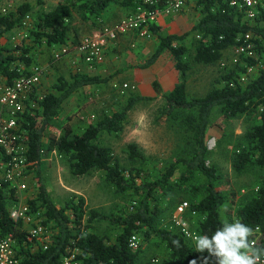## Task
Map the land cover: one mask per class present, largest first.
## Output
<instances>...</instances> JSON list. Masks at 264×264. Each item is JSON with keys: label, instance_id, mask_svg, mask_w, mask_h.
<instances>
[{"label": "trees", "instance_id": "trees-1", "mask_svg": "<svg viewBox=\"0 0 264 264\" xmlns=\"http://www.w3.org/2000/svg\"><path fill=\"white\" fill-rule=\"evenodd\" d=\"M145 2L64 0L55 10L43 13L27 25L25 19L33 12L31 4H23L14 12L0 15V77L3 86H11L29 74L31 71L28 69L34 66L37 58L45 56L46 50L53 53L51 60L58 62L54 58L56 51L77 46L80 41L74 42L70 38L68 24L75 12L80 14L84 23L99 28L102 18L115 4L127 10L128 16L135 14L139 8L156 11L166 5V0L153 6ZM195 10L200 19L193 30L181 36L159 37L156 53L141 67L149 69L164 53H171L180 80L165 96L166 105L160 111V116L175 118L188 114L186 124L195 145L190 159L176 160L159 171L154 180L147 177L142 183H137L142 177L140 172L131 173L127 178L115 163L111 149L98 144L104 134H121L129 113L145 98H131L123 110L88 125L80 134L67 126L64 135L59 138L50 134V128L59 119L65 103L85 88L109 84L113 77L78 74L72 82L59 79L54 86L56 93L42 100L37 99L36 91L29 96L24 112L17 116V130L8 131V137L14 146H25V175L32 176L37 185L35 198L29 200L28 205L33 212L43 215V225L48 233L43 241L30 240L29 228L11 218V210L21 203L19 191L15 184L3 183L0 186V239L13 237L15 255L21 264H62L63 258L74 251L77 252L79 264H140L146 254L144 245L154 240L168 252V257L161 264H206L205 257H208L207 264H216L214 256H210L207 250L198 251L195 243L187 239L172 222L171 228L160 226L167 219L169 210L183 203L177 200L176 195L184 191L196 198L189 204L186 219L197 235L211 236L225 222L239 220L252 229L248 237L249 248L255 241L253 249L264 250V182L234 216L227 217L223 213L227 200L218 188L221 178L217 170L208 164L210 152L207 137L213 121L218 117L234 119L259 116V125L247 136V147L235 154L233 168L237 174H243L250 167L264 172V3L257 8L253 20H248L245 10L231 7L230 0H196ZM21 29L26 32L22 42L13 36L11 43L2 44L8 34L20 33ZM149 31L157 35L160 28L154 25ZM249 34L253 55L242 56L239 67L235 71H228L220 85L205 97L190 99L187 92L190 71L187 57L191 56V50L187 40L196 38L194 61L211 66L223 59L225 51L248 45L246 36ZM21 64L27 68L21 69ZM46 139L50 141V148L68 158L75 177L102 172L119 194L130 197L127 211L112 217L91 211L86 225L83 199L79 202L72 200L65 207L58 208L41 169ZM128 153L134 162L148 161L135 144L129 146ZM10 160L9 152L0 146V163L3 165ZM197 177L204 178L206 182L191 185ZM104 221L120 229L115 243L89 232L92 224ZM135 237L140 239L138 249L131 247ZM260 258H264V255Z\"/></svg>", "mask_w": 264, "mask_h": 264}, {"label": "rangeland", "instance_id": "rangeland-1", "mask_svg": "<svg viewBox=\"0 0 264 264\" xmlns=\"http://www.w3.org/2000/svg\"><path fill=\"white\" fill-rule=\"evenodd\" d=\"M27 3L33 7V12L30 15L32 23L43 13L55 10L58 5L64 3V0H0V11L7 15ZM195 5L196 0H192L185 7H191L190 12L194 27L200 19V15L195 10ZM184 9L182 11H185ZM117 10L123 12V19L128 16L127 10L119 5L115 4L110 9L114 14L118 12ZM68 24L70 38L74 42L93 37L94 32H100L103 28L108 27L107 24H99V28H93L90 24L82 21L78 12L74 13ZM25 33L21 29L20 33L15 35V39L22 42ZM129 33H133L136 39H150L144 38L136 32H128L119 35L116 42ZM133 35L130 38L134 39ZM151 38L152 41L159 44V37L156 38L152 32ZM195 40V37L192 41L187 40L188 48L191 50V56L187 57L190 65L187 92L190 99L205 97L220 85L223 76L228 71H235L239 67V64H236L239 58L235 54V49L225 51L223 59L215 65L206 66L196 63L193 58ZM133 42L137 43L138 41L134 39ZM112 44L106 49L104 60L107 52L112 48V54L127 59L125 56L130 54L128 49L123 47L124 51L121 52ZM51 53L46 50L45 56L39 54L40 57L36 59L34 66H31L30 70L28 69V71L39 69L41 74L40 84L35 88L38 100L56 93L54 86L59 79L72 82L74 76L88 74V72L90 75L109 78L116 75L120 70L127 69L126 72H130L129 70L133 69L130 67L133 61H130V64L124 68L113 62L111 67L104 66V72L102 74L99 72V75L89 71L84 62L86 66L82 62L81 65L73 62L74 57H71L72 55L55 62L51 60L50 56L53 54ZM149 57H146V61ZM146 61H142L140 67ZM171 62L175 65L173 59ZM168 65L169 63H166L165 66H156L149 71L134 70L135 75L138 74L140 77L139 82L135 81L136 76L124 77L123 73L114 77L107 85L83 89L65 103L59 119L50 128V134L60 138L64 135L67 126L71 127L75 133L80 134L88 125L123 110L131 98H145L146 100L139 102L129 113L121 134H104L98 144L111 149L115 163L127 178L130 177L131 173L140 172L142 177L137 180V183H142L147 177L154 180L159 171L178 159H190L194 153L195 145L192 141V133L186 124L188 114H180L175 118H162L160 116V111L166 105L165 96L179 83V72L177 70L169 71ZM21 66L26 65L21 64ZM0 86H3L2 77H0ZM9 119V114L7 116L4 108L0 106V128L9 122ZM259 123V116H239L234 119L218 117L213 121L208 131V149L210 152L208 164L217 170L221 178L218 188L227 200L223 208V213L227 217L229 215L234 216L251 194L264 182V172L259 168L250 167L243 174H237L233 168L235 154L242 152L247 147V136ZM131 144L139 147L148 159L147 163L134 162L129 158L128 148ZM41 169L48 191L58 208L65 207L72 200L79 202L83 199L85 201L86 225L91 211H96L105 217H112L113 215H122L130 206V197L119 194L115 187L106 181L102 172H93L85 177H75L71 172L68 158L50 148L48 139L45 140V154ZM205 182L204 178L197 177L191 185ZM23 183L27 185V189L18 192V195L21 198V203H26L35 198L37 185L30 175L24 179ZM176 198L188 204L196 199L186 191L177 194ZM176 209L175 206L169 210L165 222L160 223L161 227L171 228ZM89 228L90 233L104 237L110 243H115L120 234V229L113 226L109 221L94 223ZM138 241L140 242L139 238ZM144 251L146 254L141 258L140 264H161L168 257L167 250L155 240L145 244Z\"/></svg>", "mask_w": 264, "mask_h": 264}, {"label": "built area", "instance_id": "built-area-1", "mask_svg": "<svg viewBox=\"0 0 264 264\" xmlns=\"http://www.w3.org/2000/svg\"><path fill=\"white\" fill-rule=\"evenodd\" d=\"M165 0H146L145 4L157 5ZM192 0H166L165 6L162 10L148 11L139 8L135 14L127 16L119 24L114 27H105L97 35L82 39L77 46L63 47L54 53L56 61L69 57L72 53L79 55L81 60L89 67H94L104 61V54L106 49L116 40L121 34L128 32L139 33L142 37L151 38L149 28L157 25L158 19L161 16H177L182 12L186 5ZM264 0H230V5L233 8H239L246 11L247 18L253 20L256 18V10L260 5H263ZM0 15L6 13L0 11ZM28 16L25 19L27 25L30 21ZM26 38V36H25ZM251 35L246 36L249 42L246 46H240L235 49V54L239 58L236 61L238 64L242 56L253 55V45L251 43ZM41 74L39 69H34L29 74L24 75L16 80L11 86H3L0 89V106L4 108L5 113L9 114V122H6L0 128V146L9 152L11 160L9 163H3V170L0 173V186L3 183H13L16 185L19 192L27 189L24 182L26 178V149L23 144L14 146L8 137V131L17 130L18 119L17 116L24 112L26 108V101L29 96L33 94L35 88L40 84ZM189 204H180L173 217V224L178 228L182 234L189 240L193 241V237L197 234L192 230L186 215L189 211ZM11 218L14 221H21L29 228L30 240H41L47 235V228L43 225L45 221L43 215L32 211L30 206L26 203H20L17 207L11 210ZM138 238H133L131 247L138 249ZM15 240L13 237L0 239V264H21L15 255ZM255 246V241L251 243V249ZM47 249V247H45ZM251 254V253H249ZM62 264H79L77 260V252H70L68 256L63 258ZM256 264H264V258H260Z\"/></svg>", "mask_w": 264, "mask_h": 264}, {"label": "crops", "instance_id": "crops-1", "mask_svg": "<svg viewBox=\"0 0 264 264\" xmlns=\"http://www.w3.org/2000/svg\"><path fill=\"white\" fill-rule=\"evenodd\" d=\"M192 2V1H190ZM189 2V4H190ZM189 4H187L186 6H188ZM185 11H182L180 14H178L177 16H173V17H169V16H161L158 19V23L157 26L160 28L159 33L156 35V38L158 37H163V36H169V35H177V36H181L184 35L188 32H191L194 28V24H192V18H191V7L190 8H185ZM118 11V10H117ZM112 16V18H111ZM123 12H112V11H108L107 14L104 16V18H102L100 25H105L107 24L108 27H114L116 26L122 19H123ZM120 17V18H119ZM122 17V18H121ZM125 18V17H124ZM17 32H13L11 34H8V36H6L5 39H3L2 44L3 45H7L9 43H11V39L13 36L16 35ZM99 32L96 31L93 33V36L97 35ZM131 35H133V33H129L128 35H125L123 37H121V39H119L115 44H112V46H114L115 48H118L121 52L124 51L123 47H126L128 49V52L130 53L129 56H125L127 59L125 58H120V56H117L116 54H112L111 50H109L106 54V58L104 60V62L101 64H98L94 67H89L88 65L86 66L83 61L81 60V58L79 57V55L72 53L71 57H74L73 62L75 63H79L81 65V62L87 67V69L89 71H92L94 74H102L104 71V66L106 67H111L112 63L115 62V64L120 65L122 68L126 67L127 65L130 64V61H133V64L130 66L133 69H130V72H126L127 69L125 70H120L116 75H112L111 77H117L120 76L121 74L124 73V77L125 76H136L135 81L139 82L140 81V77L139 75H135L134 70L142 72V71H149L150 69H153L156 66H165L166 63H169L168 65V69L170 70H175L176 71V67L175 65L171 62L172 61V55L170 52H166L162 55V57L159 59V61L153 65L151 68L149 69H142L141 67L156 53L158 45L157 42L152 41V38L150 39H140V38H135L134 39L137 40V43H134V39L130 38ZM137 35V34H136ZM158 36V37H157ZM82 40V39H81ZM80 40V41H81ZM134 52V55H133ZM151 56V57H149ZM146 57H149V59L146 61ZM69 58V57H67ZM142 61H146L141 67H140V63ZM21 66V65H20ZM128 67V68H130ZM26 66H21V69H26ZM126 72V73H125ZM87 74V73H86ZM89 74V72H88ZM99 74V75H100ZM179 80H180V76H179ZM179 82V81H178ZM178 84V83H177ZM176 87V86H175ZM174 87V88H175ZM173 88V89H174ZM172 89V90H173ZM171 90V92H172ZM3 165L2 162L0 163V173H2L3 170ZM26 204H28V202H26Z\"/></svg>", "mask_w": 264, "mask_h": 264}, {"label": "clouds", "instance_id": "clouds-1", "mask_svg": "<svg viewBox=\"0 0 264 264\" xmlns=\"http://www.w3.org/2000/svg\"><path fill=\"white\" fill-rule=\"evenodd\" d=\"M252 229L239 220L225 222L211 236L196 235L193 237L196 249L207 250L210 256L216 258V264H256L264 250L249 248L248 237ZM251 253V254H249ZM208 257H205L207 264Z\"/></svg>", "mask_w": 264, "mask_h": 264}]
</instances>
